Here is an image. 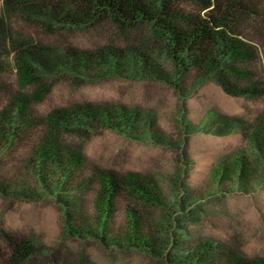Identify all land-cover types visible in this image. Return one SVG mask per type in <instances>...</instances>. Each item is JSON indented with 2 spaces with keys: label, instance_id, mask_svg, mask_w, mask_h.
Returning a JSON list of instances; mask_svg holds the SVG:
<instances>
[{
  "label": "rangeland",
  "instance_id": "1",
  "mask_svg": "<svg viewBox=\"0 0 264 264\" xmlns=\"http://www.w3.org/2000/svg\"><path fill=\"white\" fill-rule=\"evenodd\" d=\"M63 1L0 0L1 261L264 264L258 22L227 25L242 57L219 46L214 66L181 70L155 24L72 23ZM19 57L38 82L20 83ZM19 241L29 250L12 260Z\"/></svg>",
  "mask_w": 264,
  "mask_h": 264
},
{
  "label": "trees",
  "instance_id": "2",
  "mask_svg": "<svg viewBox=\"0 0 264 264\" xmlns=\"http://www.w3.org/2000/svg\"><path fill=\"white\" fill-rule=\"evenodd\" d=\"M175 0H67L64 16L72 23L88 17L110 16L119 24L131 26L141 23H153L165 35V40L170 48L177 67L184 70V61L193 65L214 66L217 62L216 49H226L230 56L238 58L243 54L224 40V34L228 32L227 25L243 26L245 22L252 20L258 22L260 35H264V0H201L207 14L193 16L179 13L173 9ZM72 7V8H68ZM21 42H14L17 49H25ZM35 48L31 51L35 52ZM16 73L21 84L38 82V76L31 63L23 58H16ZM241 73L240 70H234ZM243 74V73H242ZM41 88L35 93H40ZM66 112L60 111L54 119L58 121L64 118ZM42 146H46L42 145ZM106 182L107 181L106 179ZM130 189L144 197L147 193L142 184L137 182L135 176L125 180ZM29 247L23 241L17 242L12 247L13 259L24 258ZM0 264H7L4 260Z\"/></svg>",
  "mask_w": 264,
  "mask_h": 264
}]
</instances>
